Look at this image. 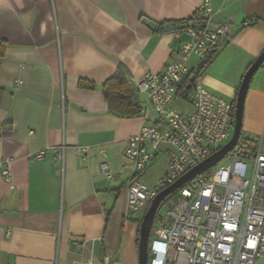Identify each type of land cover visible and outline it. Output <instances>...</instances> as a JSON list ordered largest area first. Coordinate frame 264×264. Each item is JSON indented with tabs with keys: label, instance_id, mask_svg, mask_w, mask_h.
<instances>
[{
	"label": "crops",
	"instance_id": "0c3cea01",
	"mask_svg": "<svg viewBox=\"0 0 264 264\" xmlns=\"http://www.w3.org/2000/svg\"><path fill=\"white\" fill-rule=\"evenodd\" d=\"M202 1L0 0V39L7 45L0 61V264H138L142 211L129 213L127 175L118 171L129 139L153 124L154 112L136 94L139 114L117 116L102 86L119 65L134 91L135 80L159 73L188 40L184 31L163 26L191 18ZM209 1L217 13L209 26L226 24L228 33L200 82L233 102L264 50V0ZM203 62L191 58L188 68L195 73ZM192 110L188 102L179 111ZM263 124L264 63L244 100L241 139L252 147ZM80 147L88 148L86 156L76 155ZM165 151L168 159L175 152L169 145ZM8 161L10 181L1 174ZM101 163L110 165L111 179ZM72 241H86L85 249L75 254Z\"/></svg>",
	"mask_w": 264,
	"mask_h": 264
},
{
	"label": "built area",
	"instance_id": "2783aa9c",
	"mask_svg": "<svg viewBox=\"0 0 264 264\" xmlns=\"http://www.w3.org/2000/svg\"><path fill=\"white\" fill-rule=\"evenodd\" d=\"M196 14L203 25L182 30L188 40L181 43L167 65L159 73H146L134 82L136 94L145 96V108L153 110L154 120L129 139L125 160L119 166V174L127 175L130 214L143 211L159 192L226 145L233 134L235 101L227 102L211 93L200 79L185 97L178 93L195 74L188 68L189 60L205 61L228 33L226 24L209 26L217 14L209 0L202 1ZM178 96L189 98L191 112L173 107ZM263 144L264 124L252 147L240 136L212 175L195 177L174 193L176 199L170 195L166 205L171 208L154 221L147 264H264ZM161 145H169L175 152L168 159L165 174L149 187L140 176L151 166ZM63 153L62 148L56 155L63 159ZM75 153L86 156L88 148H77ZM33 157L40 159L42 154ZM6 164L1 174L10 181L9 161ZM99 168L106 179L113 177L108 163ZM71 247L80 254L86 241H72ZM71 264L93 263L73 259Z\"/></svg>",
	"mask_w": 264,
	"mask_h": 264
},
{
	"label": "water",
	"instance_id": "95a60500",
	"mask_svg": "<svg viewBox=\"0 0 264 264\" xmlns=\"http://www.w3.org/2000/svg\"><path fill=\"white\" fill-rule=\"evenodd\" d=\"M142 22L149 25L151 29L156 28V24L151 23L149 20L143 19ZM198 28L199 25L197 24H185L181 26L165 25L163 26L162 31L174 32L176 30L198 29ZM263 63H264V50L259 55V57L254 61V63L249 67V69L246 71L242 79L241 85L236 94L235 123H234L233 134L230 141L226 145L221 147L218 151L213 153L210 157H208L207 159H205L204 161H202L201 163L190 169L184 175H182L171 186L159 192L150 202L148 209L144 213L141 223L139 225L138 245H137L138 264H147L149 258L147 248H148L150 232L154 223L156 213L162 202L167 197L174 194L183 185L194 179L195 177L200 176L201 174L215 167L237 144L241 136L244 100L249 88V84L254 74L260 69Z\"/></svg>",
	"mask_w": 264,
	"mask_h": 264
},
{
	"label": "trees",
	"instance_id": "16d2710c",
	"mask_svg": "<svg viewBox=\"0 0 264 264\" xmlns=\"http://www.w3.org/2000/svg\"><path fill=\"white\" fill-rule=\"evenodd\" d=\"M164 23L160 24V27L163 26ZM174 25L181 26L185 24H198L200 26L203 25L202 20L199 18L197 14L193 15L189 19L174 21ZM6 42L0 39V61L4 58L6 52ZM214 56V52L210 53L206 60L203 62L202 66L199 67L197 72L193 75L192 78H188L183 85L180 87L178 93L180 96L185 97L191 86L197 79H200L201 75L204 73L208 65L210 64L212 58ZM79 86L84 89H93V85L87 82L80 81ZM102 94L104 96L105 101L108 105V110L120 117H134L137 116L140 112V106L136 99V93L133 89V81L128 74L126 68L123 65H119L116 73L111 77L108 81L104 83L102 86ZM3 90L0 89V102L2 100ZM200 176L205 177L206 172L201 174ZM166 198L162 204H166L168 199ZM157 215L155 216L156 219ZM154 219V221H155ZM154 228V223L150 232L149 242L147 252L149 253V243L152 237Z\"/></svg>",
	"mask_w": 264,
	"mask_h": 264
},
{
	"label": "rangeland",
	"instance_id": "374dc122",
	"mask_svg": "<svg viewBox=\"0 0 264 264\" xmlns=\"http://www.w3.org/2000/svg\"><path fill=\"white\" fill-rule=\"evenodd\" d=\"M188 102L191 104L189 98L183 99L182 97H177L175 108L179 110H183V107H187ZM167 146L168 145L166 146L162 145L156 150V156L153 158L152 165L149 168H147V170L142 174L144 177L142 178L141 182H143L144 184L154 185L165 174L168 157H169L168 156L169 153H167L168 151H165ZM216 168L217 167H213L210 170H208L206 172V176L212 175L215 172ZM171 198L176 199V195L175 194L171 195ZM170 208L171 207L167 206L166 204H161L156 215L163 217L166 211ZM147 209L148 207L144 208L143 211L141 212L142 214L141 219L144 213L147 211Z\"/></svg>",
	"mask_w": 264,
	"mask_h": 264
}]
</instances>
